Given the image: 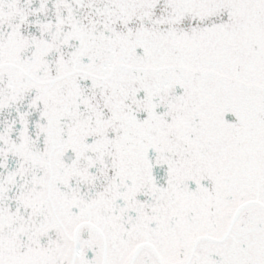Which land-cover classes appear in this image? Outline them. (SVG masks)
<instances>
[{"label":"snow or ice","instance_id":"1","mask_svg":"<svg viewBox=\"0 0 264 264\" xmlns=\"http://www.w3.org/2000/svg\"><path fill=\"white\" fill-rule=\"evenodd\" d=\"M0 264H264V0H0Z\"/></svg>","mask_w":264,"mask_h":264}]
</instances>
